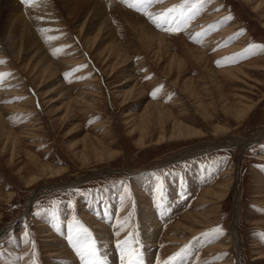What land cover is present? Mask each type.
I'll use <instances>...</instances> for the list:
<instances>
[{"label": "rangeland", "instance_id": "obj_1", "mask_svg": "<svg viewBox=\"0 0 264 264\" xmlns=\"http://www.w3.org/2000/svg\"><path fill=\"white\" fill-rule=\"evenodd\" d=\"M14 1L0 12L1 33L17 5H52L33 30L57 66L48 73L37 48L19 43L20 59L12 55L23 27L7 28L11 42L1 35L0 92L9 95L0 107L12 132L0 126V264H70L69 256L75 264H264V0L262 9L245 0H104L148 21L162 44L137 43L113 6L67 13L62 0ZM83 23L89 34L79 32ZM241 97L256 102L243 120ZM182 125L200 134L177 138ZM233 138L246 146L179 158ZM232 176L210 226L174 229L188 212H208L201 194Z\"/></svg>", "mask_w": 264, "mask_h": 264}, {"label": "bare ground", "instance_id": "obj_2", "mask_svg": "<svg viewBox=\"0 0 264 264\" xmlns=\"http://www.w3.org/2000/svg\"><path fill=\"white\" fill-rule=\"evenodd\" d=\"M62 1H64V4L61 5V6L62 7H65L64 10L67 13H75L77 11L80 13L82 11V9L87 10L89 8L90 9L91 8H94L95 9V8H99V7H102L101 9H103V8L106 9L105 7L109 8L110 6H113L114 9L117 10L118 12H120L122 14V16L124 17L125 22H126L128 28L130 29L131 36L133 37V39L137 43H139V44H145V41H149V42L152 43V42H154L156 40V41H159V43L162 44L165 41L164 35L158 33L151 26V24L148 21L144 20L143 18H141V17H139V16H137V15L131 13V12H127V11L123 10L120 7L121 5L120 6L117 5V4L111 5L107 1H104V0H62ZM245 1L246 2L255 1V3H256V6H255L256 9L257 8H259V9H262L263 8V2H262V0H245ZM14 2H15L14 0H0V10H1L0 12L5 13L4 11H6L7 7L10 6V3H14ZM66 7H70L71 10L68 12V10H67ZM52 10H53V8H52V5H50V4H47V5L41 7L40 9H37V10H26V11L25 10H22V8L19 7V5H17V8L14 11L15 13L12 14L10 12L9 18H8L7 22L4 24L5 27L2 30V31H4V33H1V28H0V40L2 38L1 35L2 34H5L4 36H8L6 39L11 42V40H12V39L10 40L11 35L10 34L6 35V33L8 32L7 31V28L10 27L12 29L14 28L15 30H19L20 28L23 27V31L21 33L20 39L16 43L14 42V43H11L10 44V42H9L10 47H11V51H12V55L15 58H19L20 59L23 48L18 50L17 49L18 43L20 45H22V46H24V45L29 46L32 49H33V47L34 48H37V51L35 52L34 57H36V58L37 57L38 58L43 57V59H45L47 61V64H46L47 66H46L45 71H48V73H53V75H55L56 72L54 70H55V66H57V65H56L55 61H53L50 57L47 56L48 55L47 48H45L44 46H42V44L40 43V40L37 38V36H35L36 35L35 31L33 30L34 28L38 27V23H37L36 19H39L41 17V14H43L45 12L46 13H51L50 11H52ZM154 10L155 9H152L153 12H155ZM224 14L225 13H223L221 16H223ZM135 19H137V20H135ZM83 24L80 27L79 32L80 33H85V32L88 33V31H84L85 24L84 25ZM227 32H230V30H226L225 33H227ZM11 38H13V37H11ZM151 43H150V46H151ZM147 46H148V43H147ZM197 53H199V52L196 51V52H193L192 54L194 55V58H195V61H197V64H201V62L203 60L204 61L206 60L205 59L206 57L204 55H202L201 57H199ZM0 54H3V56L5 55L4 51H1ZM200 54L201 53H199V55ZM259 62H261V61H259ZM66 63L68 65L69 62L67 61ZM58 65H59V63H58ZM242 70L243 69H240L239 68V69H234V70H229V71H223V72H235V71H242ZM260 71H264V68H261ZM91 81H93V80H91ZM62 84H60V85L62 87H64ZM118 86H120V85H118ZM249 86H250V88L256 89L255 86L254 87L251 86V85H249ZM191 87H193V86H191ZM6 95H9V93L6 92V91L5 92H0V98L1 99H3V96H6ZM239 102L242 103V109L239 110L236 113L238 114L239 119L240 120H243L247 116V114L256 106V102L255 101H252L250 99H247L245 97L244 98L241 97L239 99ZM200 104H201V102H200ZM151 105H155V103L154 102H149V107ZM5 109H6L5 107H0V126L4 128V131L7 128L8 129L7 132H12V130H10L6 126L7 124H6L5 120H4V112H5L4 110ZM232 109H234V108L232 107ZM15 110H17V111H25L26 108H25V105H17V107H15ZM209 118H210V116H209ZM0 134H1V132H0ZM199 134H200V132L197 131V130H195L194 128H191V127L189 128V126L186 127V126L182 125V126H180L179 132H178V134L176 136H177V138H180V139H189V138L195 137V136H197ZM259 136H258L259 139H263L264 138V131ZM163 138H164V136H161L160 137V139H163ZM255 140H257V139H255ZM233 145L234 146L245 147L246 146V142L244 140H240V139H236V138L234 139L233 138V139L223 140L220 144H210V143L209 144H202V145L195 146V147L189 149L188 151H185V152L181 153L179 155V158L180 157H183L185 154H189V153L190 154H194V155H198V154H201L203 152L212 150L215 147H224V146H233ZM259 158H261V159L264 160V156H261ZM59 172H61V171H58V173ZM226 174L227 175H233V174H235L234 168L232 169V171H228ZM234 183H235V177L232 176V177H230V178H228L226 180V183L225 184H219L218 186H216L214 188H211V189H208V190L204 191L201 194L200 198H199V202L201 204H203V205L205 204V206H208L209 205L210 206L209 207L210 210L208 212H206V213L204 212L202 214H197V215L191 213V211L188 212L186 215H184L180 219L179 222H176L175 225L173 224L174 225V229H176V230L179 229L180 231L189 232L191 234H198L201 231L200 230V227H204L206 225H209L210 226L212 224L211 223V220H210L212 214H210V212L211 211H216V210H219L220 209L219 206L217 207V206H212V205L213 204H216L218 202L223 201V199H226L228 191H230V189L233 188V187L235 188V184ZM262 198H264V195L262 196ZM257 202H258V204H259L260 207H263L264 208V205L260 202V200L257 201ZM220 214H221V211L219 212L218 218H219ZM239 217H240L239 208L236 207V214L234 215V219H233V222H232V235H231L232 243H234V245H235L236 248H238V246H239V236H238V228H239L238 227V223H239L238 221H239ZM263 224H264V221H263ZM0 237H1V233H0ZM167 239L175 240L174 237H168ZM186 239H188V238H185V239L181 240L180 242L182 243V242L186 241ZM225 246H226V244H224V243H220L219 244V247L220 248H223ZM256 248H260V247H256ZM58 251H59V254H62L64 256H67L68 257V255H66L67 254V251L65 249L63 250V249H61L59 247L58 248ZM260 254L263 255V253H260ZM57 255H58V253H57ZM263 258L264 257H261V255L259 256V259H263ZM68 261H70V264H75L73 262V259H71L70 256H69Z\"/></svg>", "mask_w": 264, "mask_h": 264}, {"label": "snow or ice", "instance_id": "obj_3", "mask_svg": "<svg viewBox=\"0 0 264 264\" xmlns=\"http://www.w3.org/2000/svg\"><path fill=\"white\" fill-rule=\"evenodd\" d=\"M24 2L25 3H29L30 2V0H24ZM147 2V0H136V3L135 4H130L129 6H132V7H135L136 5H142V4H144V3H146ZM175 9H171V10H169V11H174ZM154 22H156L155 20H154ZM3 74H0V76H2ZM130 264H132V262H130Z\"/></svg>", "mask_w": 264, "mask_h": 264}]
</instances>
